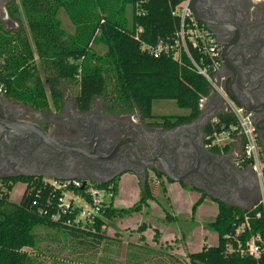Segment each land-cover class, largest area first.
<instances>
[{
	"label": "trees",
	"instance_id": "16d2710c",
	"mask_svg": "<svg viewBox=\"0 0 264 264\" xmlns=\"http://www.w3.org/2000/svg\"><path fill=\"white\" fill-rule=\"evenodd\" d=\"M178 0H8L6 12L16 28H6L0 21V87L2 94L17 104L36 111H49L48 89L53 109L59 112L66 99L68 82L75 83L77 90L70 100L78 111H88L97 101L109 114L136 113L143 120H153L156 126L172 128L195 120L201 114L200 100L211 94L206 79L183 63L172 60L169 55L153 57L141 44H155L170 38L178 21L171 14ZM62 9L74 27L67 33L58 17ZM22 17L25 21L23 24ZM140 28V30L138 29ZM105 47L102 54L96 53L91 44ZM34 55L38 57L47 75L45 84L36 73ZM157 99H171L187 111L182 116H155L152 103ZM235 119L229 113L216 114V122L208 121L203 129L205 135L230 130L235 137ZM240 145L243 141L239 138ZM228 145V144H227ZM212 146L209 149L220 153L227 150ZM230 145V144H229ZM228 145V146H229ZM156 176L161 177L159 172ZM168 182H171L166 178ZM16 181L24 183L19 201L9 200V193ZM97 187L110 190L112 196L100 216L94 222V231L64 223V217L53 220L54 198L50 184L40 177L17 176L0 178V264H30L31 255L23 248L33 247L37 240L36 227L62 229L69 235L82 237L93 247L107 239L100 230L102 223L116 215L138 211L147 205L152 191L147 181L140 185L137 204L129 209L116 210L111 200L117 191V180L107 183L93 182ZM183 185V184H181ZM185 186V185H183ZM189 187V186H187ZM194 190V188L189 187ZM164 191V188H162ZM78 193L84 189L77 188ZM208 197L201 193L190 209V218ZM256 203V202H255ZM254 203V204H255ZM253 204V205H254ZM254 210H242L217 202V214L206 227L217 233L216 245H203L190 252L179 264H264V217H255ZM248 216V229L235 236V230ZM165 219L174 220L170 215ZM146 229L140 223L135 244L129 243L137 254H155L170 257L163 249L140 244ZM153 234V240L157 237ZM259 235L260 256L257 260L240 251L244 242ZM240 243V247L237 244ZM233 250L226 251V245ZM133 251V252H134ZM171 258V257H170ZM137 259V258H135Z\"/></svg>",
	"mask_w": 264,
	"mask_h": 264
},
{
	"label": "flooded vegetation",
	"instance_id": "af4514ba",
	"mask_svg": "<svg viewBox=\"0 0 264 264\" xmlns=\"http://www.w3.org/2000/svg\"><path fill=\"white\" fill-rule=\"evenodd\" d=\"M7 3L8 0H0L2 23L1 14L7 16ZM195 10L211 25L210 31L219 45L217 84L223 93L250 114L258 146L264 151V0H197ZM7 20L10 21L8 16ZM216 96L211 92L206 99L214 97L212 100L217 105ZM4 103L9 118L39 125L60 147L46 144L36 135L0 141L2 175L30 172L39 174L34 177L47 180L74 178L109 182L130 172L138 181V177H145L149 182L155 178L156 172L161 173V163L151 161L159 157L173 168L174 176L183 177L180 184L210 197L232 198L231 192L218 184L212 175V167L205 170L210 173L205 176L201 166L193 171V162L178 163V154L192 145L199 154L205 151L210 152L209 156L224 155L223 161L235 166L230 158L235 157L241 145L233 155L213 152L206 146L204 127L200 132L199 129H182L187 132L182 137L178 134L173 144L163 137L166 131L193 120L164 128L154 125L152 119H141L136 113L114 115L104 112L100 101L88 111H78L72 102L64 100L59 112L36 111L6 97ZM213 159L209 157L210 162ZM257 194V189H252L249 196L256 198Z\"/></svg>",
	"mask_w": 264,
	"mask_h": 264
},
{
	"label": "rangeland",
	"instance_id": "374dc122",
	"mask_svg": "<svg viewBox=\"0 0 264 264\" xmlns=\"http://www.w3.org/2000/svg\"><path fill=\"white\" fill-rule=\"evenodd\" d=\"M58 17L63 30L72 33L74 27L62 9L59 10ZM1 18H3V24L6 28L17 27V24L7 20L5 13L1 14ZM22 21L25 25L23 17ZM91 48L98 54H102L105 50V47L100 43L91 44ZM34 60L38 78L41 83L45 84L47 73L36 55H34ZM67 85V87H64L65 100L71 102L70 98L76 92L77 87L72 82H68ZM45 89L49 111L53 112L52 101L46 86ZM212 99L214 97L203 98L201 110L205 113L210 112L215 106V101ZM186 113V110L179 108L171 99H157L152 103V114L155 116H182ZM228 145L227 150L222 149L221 151L228 152L231 155L238 151L237 143L234 146ZM234 158V156L231 157L230 161L233 162ZM141 183V180L138 181L132 173H123L117 180V191L111 200L112 207L119 210L135 206L139 198ZM147 183L153 196L148 200L147 205L138 211L123 213L105 220V223L101 224L100 230L108 238L102 240L95 247H93L91 241L69 235L62 229L36 227L37 240L35 245L23 248L31 255L30 264H179L176 259L183 260L191 251L200 249L203 234L207 237L206 245L217 243V233L206 227V223L214 219L213 209L215 207H213V201L210 198H205L204 206L198 208L197 219L194 216L190 218V209L197 196L195 193L183 191L184 189L182 192L180 191L181 193L170 190L169 195L176 199V207L173 208L163 186L168 183L164 176H155L153 180L147 181ZM24 186L23 182L16 181L9 193V200L17 203L23 193ZM162 188H164V191ZM259 195L254 198L255 202L259 200ZM104 199L106 203L109 201L107 196ZM74 202L83 205L79 199L75 198ZM204 208L211 209L207 211ZM166 215H170L175 219L172 221L171 219L167 220L165 219ZM140 223L146 225V229L142 233L144 241L140 244L163 249L170 253L171 258L147 253H141V256H137L134 249L128 244H135L138 241L139 234L136 232V228ZM196 227L198 228L195 229ZM155 231L158 234L154 241L152 238Z\"/></svg>",
	"mask_w": 264,
	"mask_h": 264
},
{
	"label": "built area",
	"instance_id": "2783aa9c",
	"mask_svg": "<svg viewBox=\"0 0 264 264\" xmlns=\"http://www.w3.org/2000/svg\"><path fill=\"white\" fill-rule=\"evenodd\" d=\"M171 14L175 16L178 24L170 38L159 40L155 44H141V48L146 50L153 57H159L162 54L169 55L172 60L179 64L183 63V57L189 62L192 70L203 76L210 84L211 92H215L221 101L217 110L223 113H229L235 119V137L231 136L230 130L212 133L206 137V146H216L222 148L225 144L240 145L239 138L243 141L241 149L235 153L234 165L239 169L249 168L255 176L259 185V200L252 205L248 211L254 210L258 205L261 211H255V217H264V151L258 146L254 125L250 114L244 108L236 104L219 88L216 81V74L220 65L219 45L212 32L200 24L192 14L191 0H178L172 7ZM140 30V28H138ZM0 93H2L0 87ZM216 114L211 118V122H216ZM226 141V142H224ZM53 193H57L54 198L55 211L51 215L53 220H59L64 217V223L73 225L85 230L94 231V222L97 216H100L106 203L104 197L108 200L112 196L110 190L97 187L91 181L80 179H57L47 180ZM77 188L84 189V193H78ZM79 199L83 205L74 202ZM244 223L235 230V236L240 231L248 229V216L244 215ZM259 235H253L244 242L242 254L250 256L257 260L261 249L258 241ZM240 247V243L237 240ZM264 249V242H263ZM233 249L227 244L226 251Z\"/></svg>",
	"mask_w": 264,
	"mask_h": 264
},
{
	"label": "water",
	"instance_id": "95a60500",
	"mask_svg": "<svg viewBox=\"0 0 264 264\" xmlns=\"http://www.w3.org/2000/svg\"><path fill=\"white\" fill-rule=\"evenodd\" d=\"M197 0H191V11L195 19L211 30V25L203 21L197 11L195 10V3ZM216 98L219 101V104L215 105L212 110L208 113H205L204 111H201V114L192 122L177 127L176 129L168 130L163 134V137L165 140L173 144L175 139L177 138V135L180 134L182 137V134H185L186 132H183L182 129H199V132L201 129L205 126V124L211 120L212 117L215 116L217 113L218 108L220 107V99L218 96ZM205 99V98H204ZM203 99L200 100V108H201V102ZM5 97L0 93V141H10L9 138L14 137H27L29 135H36L40 140L45 142L46 144H49L51 146L60 147L59 143L55 141L49 133H47L44 129H42L39 125L27 121V120H21V119H14L9 118L7 113H5ZM195 146L190 145L188 146L187 151H183V153L178 154V160L177 162L182 163H194V170L197 171L198 166H201L204 172L205 176H208L209 174L206 173V169L208 167H212L213 176L217 178L218 184L222 185L224 189H227L231 192L232 198L226 199V198H218V197H211L219 202H223L225 204L236 206L243 210H248L253 205V199L250 198L249 194L252 189H257L259 194V185L258 182L251 172L249 168L245 169H239L233 165H230L223 161L224 155H210V152L203 151L201 154L200 152H197L194 148ZM75 150V148H72ZM214 157L213 161H209V157ZM152 162L157 161L161 163V167L159 171L167 177L171 182L180 183L183 181V177L181 176H174L173 175V168L169 167L167 162L159 157H154L151 159ZM200 168V167H199ZM215 168V169H213ZM208 170V169H207ZM122 171L118 172L120 174ZM38 176L36 173H21V174H15V175H2L0 174V178H5L9 176ZM140 178L141 182H145V177H138ZM67 179V178H64ZM74 179V178H73ZM97 183H107V181H96ZM141 183V184H142ZM257 194V195H258ZM234 203V204H233Z\"/></svg>",
	"mask_w": 264,
	"mask_h": 264
},
{
	"label": "crops",
	"instance_id": "0c3cea01",
	"mask_svg": "<svg viewBox=\"0 0 264 264\" xmlns=\"http://www.w3.org/2000/svg\"><path fill=\"white\" fill-rule=\"evenodd\" d=\"M233 146V145H232ZM164 188L166 189V191H167V196H169V199L171 200L170 201V205L171 206H173V208L174 207H176V199H175V197L173 198V197H171V195H169V191L170 190H172V191H176V192H179V193H181L182 192V190L183 191H192L193 193H195L197 196H196V199L194 200V201H196L198 198H199V196H200V193L197 191V190H192V189H190L189 187H187V186H183V185H181L180 183H176V182H168V183H165L164 185ZM120 188H121V186H120ZM181 189V190H180ZM181 191V192H180ZM207 198V197H206ZM208 198H210L212 201H213V207H215L214 209H213V216L215 217L216 216V214H217V202H219V201H217V200H215V199H213V198H211L210 196H208ZM205 201V199H203V201H202V203L200 204V205H198L197 206V208H196V210H195V213H194V217L197 219V216H198V214H199V210H198V208L200 207V206H204V204H203V202ZM253 204L255 203V199H253ZM194 203V202H193ZM192 203V204H193ZM234 204V203H233ZM236 207V206H235ZM238 208V207H237ZM205 210H210L211 208H204ZM240 209V208H239ZM243 210V209H242ZM203 211V210H202ZM213 217V218H214ZM198 227H201V226H198ZM198 227H196L195 229H197ZM191 230H193V229H191ZM203 231V230H202ZM202 237H203V241L200 243V246L202 247L203 245H206V240H207V237L203 234L202 235ZM208 245V244H207ZM216 245V244H215ZM209 246H212V245H209ZM200 247V248H201ZM198 250H200V249H198ZM197 250V251H198ZM191 252H195V251H191Z\"/></svg>",
	"mask_w": 264,
	"mask_h": 264
}]
</instances>
